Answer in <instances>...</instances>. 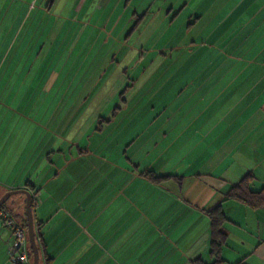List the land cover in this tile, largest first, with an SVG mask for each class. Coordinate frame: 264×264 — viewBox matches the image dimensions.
<instances>
[{"label": "crops", "instance_id": "1", "mask_svg": "<svg viewBox=\"0 0 264 264\" xmlns=\"http://www.w3.org/2000/svg\"><path fill=\"white\" fill-rule=\"evenodd\" d=\"M54 1L0 0V97L6 82L32 81V66L48 64V34L65 31L50 18L81 13L93 0H56L64 8L51 12ZM96 1L89 14L120 2ZM206 1L221 17L219 31L233 19L219 41L224 51L188 73L185 96L161 105L151 122L123 120L121 132L140 136L115 140L96 127L100 138L86 142L94 120L89 127L80 111L74 127L58 126L67 138L79 133L75 142L89 150L75 155L72 141L51 134L50 120L29 117L37 93L23 106L0 103V197L32 195L38 264H212L206 211L216 205L225 216L220 264H264V206L224 198L247 173L251 190L264 185V0ZM143 171L165 177L152 183ZM10 197L5 206L22 223L25 195ZM11 242L0 223V264H15Z\"/></svg>", "mask_w": 264, "mask_h": 264}, {"label": "rangeland", "instance_id": "2", "mask_svg": "<svg viewBox=\"0 0 264 264\" xmlns=\"http://www.w3.org/2000/svg\"><path fill=\"white\" fill-rule=\"evenodd\" d=\"M97 2L86 3L76 15L51 17V25L64 22L65 31L59 36L56 32L48 34V64L32 66V81L6 82L7 89L0 97L5 107L23 106L31 91L37 93L32 111L35 115L29 117L38 118V114L44 121L50 120L51 134L72 141L76 147L71 152L75 155L84 148L75 142L74 136L79 133L68 139L59 131V125L74 127L73 118L81 111L88 126L95 123L92 118H100L97 125L93 123L89 135L101 127L115 140L140 136L143 130L137 134L132 130L121 132L123 120L136 116L141 125L149 123L161 105L185 96L186 86L182 85L188 83L187 74L200 73L206 67L204 59L222 55L221 35L232 29L230 18L226 30L219 31L221 17L211 7L212 2L207 6L206 0H120L114 7H99L96 13L89 14ZM63 8L64 1L55 0L51 12ZM70 23L74 25L69 30ZM195 65L197 69L192 70ZM84 137L86 142H92L100 134ZM84 149L83 153L89 152ZM115 149L120 151L121 146ZM6 206L13 213L9 204Z\"/></svg>", "mask_w": 264, "mask_h": 264}, {"label": "trees", "instance_id": "3", "mask_svg": "<svg viewBox=\"0 0 264 264\" xmlns=\"http://www.w3.org/2000/svg\"><path fill=\"white\" fill-rule=\"evenodd\" d=\"M145 179L149 180L152 183H159L161 179L165 176H156L151 171H143L140 173ZM254 177L252 174L247 173L234 185H232L225 193V199L237 200L251 208H259L264 206V185L257 191H253L250 188L251 183L253 182ZM0 207L8 210L13 217L15 215L5 206V203ZM210 219V245H211V254L215 257V260L212 264H220L223 262L219 255L220 245L223 243L225 235L222 231V223L225 220V216L219 205H216L206 211ZM23 227H26L25 217L20 223ZM37 239V236H36ZM37 241V240H36ZM28 243V239H27ZM28 254L32 264V254L28 244Z\"/></svg>", "mask_w": 264, "mask_h": 264}, {"label": "built area", "instance_id": "4", "mask_svg": "<svg viewBox=\"0 0 264 264\" xmlns=\"http://www.w3.org/2000/svg\"><path fill=\"white\" fill-rule=\"evenodd\" d=\"M34 204L32 203L33 207ZM0 223L11 231L12 242L7 254L11 262L15 264H31L28 254L26 227L16 221L13 215L0 207Z\"/></svg>", "mask_w": 264, "mask_h": 264}, {"label": "water", "instance_id": "5", "mask_svg": "<svg viewBox=\"0 0 264 264\" xmlns=\"http://www.w3.org/2000/svg\"><path fill=\"white\" fill-rule=\"evenodd\" d=\"M18 193H22L25 195L24 214L26 221V234H27L29 248L32 254V264H38L39 248L35 237V227H34L33 212L31 207L32 195L26 189H16V190L7 191L0 197V206L3 205L11 195Z\"/></svg>", "mask_w": 264, "mask_h": 264}]
</instances>
